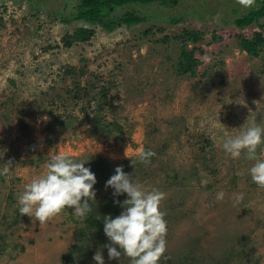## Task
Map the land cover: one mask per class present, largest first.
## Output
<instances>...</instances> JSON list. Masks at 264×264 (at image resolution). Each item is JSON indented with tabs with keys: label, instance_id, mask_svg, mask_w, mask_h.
<instances>
[{
	"label": "rangeland",
	"instance_id": "1",
	"mask_svg": "<svg viewBox=\"0 0 264 264\" xmlns=\"http://www.w3.org/2000/svg\"><path fill=\"white\" fill-rule=\"evenodd\" d=\"M75 5V0H0V171L12 160L10 172L0 174V235L15 245L0 252V264H64L76 244L74 228L81 218L73 208L43 225L19 212L18 196L46 173L51 155L77 162L94 158L100 168L113 170L136 160L141 149L155 155L129 175L141 190L165 194L160 211L167 222L166 251L158 264H264V188L249 174L255 161L244 152L234 159L222 147L241 130L264 128V62L236 47L237 35L250 38L260 29L233 24L252 8L236 0L129 4L111 15L133 12L143 23L110 32L92 26L89 41L64 48V34L88 27L62 23ZM183 29L201 34L192 78L174 74L180 44L172 37ZM66 66L84 70L81 85L110 88L106 99L114 109L102 115L127 133L122 141L92 131L86 117L96 101L87 107L85 99L66 94L72 80L63 76ZM256 155L264 159V144ZM95 177L96 197L113 192ZM238 195L243 199L237 201ZM119 197L126 200L127 194ZM104 246L105 264H131L123 255L109 260ZM95 253H76L71 264H96Z\"/></svg>",
	"mask_w": 264,
	"mask_h": 264
},
{
	"label": "clouds",
	"instance_id": "2",
	"mask_svg": "<svg viewBox=\"0 0 264 264\" xmlns=\"http://www.w3.org/2000/svg\"><path fill=\"white\" fill-rule=\"evenodd\" d=\"M236 3L250 9L255 7L256 0H236ZM41 119L47 121L48 117ZM261 144H264V128L252 126L227 139L222 147L234 159L244 152L246 159L255 161L249 174L258 187L264 188V159L256 155ZM154 155L152 151L141 149L138 158L141 163L148 164ZM86 162H77L63 154L51 155L46 173L26 184L18 196L20 215H27L33 222L38 221L39 225H43L65 208H73L75 216L84 218L91 212L89 201L95 200L94 185L97 183L95 174L84 167ZM5 165L0 171L2 175L10 172L12 160ZM114 171L115 174L106 181L105 188L113 189L114 197L127 194V199L123 201L124 210L120 215L103 218V232L110 241L104 246L108 259L119 260L123 255L130 259L131 264H158L166 251L167 222L160 211L165 194L155 189L141 190L122 166H117ZM216 198L222 200L224 193H217ZM236 199L240 201L243 196L238 195ZM114 203L120 202L114 200ZM92 259L96 264H105L99 250Z\"/></svg>",
	"mask_w": 264,
	"mask_h": 264
},
{
	"label": "trees",
	"instance_id": "3",
	"mask_svg": "<svg viewBox=\"0 0 264 264\" xmlns=\"http://www.w3.org/2000/svg\"><path fill=\"white\" fill-rule=\"evenodd\" d=\"M76 5L74 13L70 15L69 19L61 20L62 23H83L88 27H76L70 34H64L60 38V42L64 48H69L74 43H84L94 34L91 29L92 26H100L105 31H112L121 25L132 26L143 23L145 20L133 12H125L118 17L111 15L114 10L121 8L129 4L149 5L152 3H159L165 5L171 0H75ZM257 7H253L246 14L238 17L234 20V25L238 29L250 27L256 25L260 29L259 32L251 34L250 38H245L241 35L236 36V47L239 51L243 52L249 58H258L261 62H264V0H256ZM263 19L261 24L258 21ZM180 20L170 19V24H176ZM151 28L146 29L142 34L147 35L150 33ZM163 29L156 28L155 32L161 33ZM173 40H178L180 46L176 55L174 68V74L177 77L192 78L196 69L198 68V59L194 56V51L197 50V45L201 41L200 32L194 30L183 29L178 35L172 37ZM216 39V38H215ZM218 39V38H217ZM166 41V37L162 38ZM159 42L158 40H156ZM190 44V49L187 50L186 46ZM198 52H201L199 49ZM84 75L82 68H75L66 66L63 68V76L71 77L70 88L65 89L66 94L74 101H79L82 98L86 100V106L89 107L92 100L96 101V105L92 110L91 117L87 118V123L90 124L93 132H102L108 139H116L122 141L127 133L113 121H106L102 112L106 109L111 111L114 109L110 100L106 99V95L109 92V87H104L102 84L97 85L96 82H83L81 85L80 78ZM98 89V90H96ZM88 98L90 100H88ZM64 123H58V125H67V120ZM146 151V150H145ZM87 162L88 168L94 170L95 174L99 176L102 181L106 182L112 175L115 174V169H107L99 167L94 160ZM95 162H94V161ZM133 163V164H132ZM151 163V158H150ZM145 164V165H149ZM144 165L139 161L137 157L133 161H123L120 166L123 167V171L127 174H132L131 171H138L141 166ZM96 166V167H95ZM114 200H118L120 203H114ZM125 198L114 197L112 191H106L105 194H101L100 197L95 196V200H90L91 212H89L84 218L78 222L74 228V235L76 237V244L72 245L68 251V255L64 257V264H71L74 261L75 255L88 254L92 255L100 251L103 244L106 245V241L103 240L105 236L103 232V218L105 216H111L115 218L120 211H123L122 207ZM3 219V217H2ZM1 219V220H2ZM3 221V220H2ZM14 221V220H13ZM12 223V222H11ZM10 246L11 249L15 248L14 244H7L3 236L0 235V252ZM131 263V262H130ZM168 261H166V264Z\"/></svg>",
	"mask_w": 264,
	"mask_h": 264
}]
</instances>
